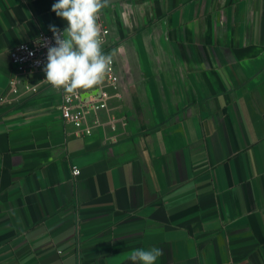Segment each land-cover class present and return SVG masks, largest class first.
I'll return each instance as SVG.
<instances>
[{
  "label": "crops",
  "instance_id": "0c3cea01",
  "mask_svg": "<svg viewBox=\"0 0 264 264\" xmlns=\"http://www.w3.org/2000/svg\"><path fill=\"white\" fill-rule=\"evenodd\" d=\"M55 2L0 0V264H264V0H110L83 135L8 57Z\"/></svg>",
  "mask_w": 264,
  "mask_h": 264
},
{
  "label": "clouds",
  "instance_id": "9594fccd",
  "mask_svg": "<svg viewBox=\"0 0 264 264\" xmlns=\"http://www.w3.org/2000/svg\"><path fill=\"white\" fill-rule=\"evenodd\" d=\"M110 0H56L51 11L67 22L61 31L50 26L55 40L48 48L43 68L45 80L54 89L74 94L100 86L112 71L113 55L105 54L101 25L102 10ZM163 255L160 248L134 249L128 256L131 264H156Z\"/></svg>",
  "mask_w": 264,
  "mask_h": 264
},
{
  "label": "built area",
  "instance_id": "2783aa9c",
  "mask_svg": "<svg viewBox=\"0 0 264 264\" xmlns=\"http://www.w3.org/2000/svg\"><path fill=\"white\" fill-rule=\"evenodd\" d=\"M102 33L106 29L101 28ZM55 40L52 31H39L35 36L19 41L11 46L8 50V57L11 64L12 73H21L26 77L32 74H38L45 80L44 66L47 63L48 48L54 46ZM112 64L111 73L106 76L109 84H113L117 80L115 69ZM14 77V76H13ZM46 82V81H45ZM15 78L11 80V90L15 92L13 87ZM46 84H49L46 82ZM50 85V84H49ZM105 92L98 91L96 93H89L81 97L76 91L74 94L64 92L61 97L60 113L65 121L70 122L79 134H89L90 127L83 125L84 113L89 110H98L105 106ZM79 170L77 167H71V174L76 176Z\"/></svg>",
  "mask_w": 264,
  "mask_h": 264
}]
</instances>
